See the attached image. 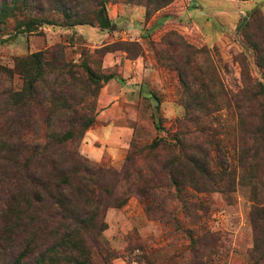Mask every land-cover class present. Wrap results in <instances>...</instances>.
Masks as SVG:
<instances>
[{
    "label": "rangeland",
    "instance_id": "rangeland-1",
    "mask_svg": "<svg viewBox=\"0 0 264 264\" xmlns=\"http://www.w3.org/2000/svg\"><path fill=\"white\" fill-rule=\"evenodd\" d=\"M67 1L85 24L67 25L59 1L45 0L44 10L35 13L55 25L0 42V123L47 125L59 137L70 127L67 116L92 117L75 150L103 171L119 172L132 143L143 148L164 138L181 145L173 152L179 192L167 177L171 154L161 149L128 166L150 175L148 169L154 170L165 186L156 203L127 191L132 178L109 198L101 193V202L109 205L101 248H92L85 264H192L189 233L200 238L203 230L218 238L209 264H248L252 222L264 244V0H107L106 30L95 21L100 0ZM20 18L0 24V39L13 35ZM35 53L44 54L42 103L23 107L22 74L34 75ZM59 63L68 66L63 84ZM82 63L116 79L95 94L82 79ZM180 148L198 157L208 153L220 173L210 186L206 214L194 211L193 204L204 202L191 188L193 172L181 164ZM108 180L102 181L106 187ZM118 198L121 206L111 204ZM200 224L203 230H196Z\"/></svg>",
    "mask_w": 264,
    "mask_h": 264
},
{
    "label": "trees",
    "instance_id": "trees-1",
    "mask_svg": "<svg viewBox=\"0 0 264 264\" xmlns=\"http://www.w3.org/2000/svg\"><path fill=\"white\" fill-rule=\"evenodd\" d=\"M44 1L13 0L12 4L0 3L1 25H5L8 19L21 15L15 22L13 35L1 38L0 42L20 34H30L43 25H55V21L47 15L35 13L44 10L41 7ZM57 1L61 6L64 23L69 26L85 24L83 17L72 13L66 6L67 0ZM32 2L40 8L32 10ZM106 2L107 0H100L96 4L95 21L103 30L108 29L111 24ZM24 8L27 12L19 13ZM255 12L260 11L257 9ZM43 55H31L36 66L34 75L29 71L22 74L26 83V90L21 97L23 107L42 103L38 87L43 83ZM66 65L59 63L57 67L61 77L66 75L63 72L68 67ZM80 67L83 81L95 94L102 84L116 79L114 74L95 73L86 63H82ZM67 74L71 75L72 71L70 73L68 69ZM63 82L62 77L61 83ZM69 118L70 121L64 118L70 122L69 129L59 137L47 125L42 127L37 123H0V264H63V261L85 264L92 248H101L99 236L105 229L104 213L109 207L101 202L102 192L109 198L116 188L128 184L132 178L133 188H128L127 191H133L146 203H156L155 200L159 199L158 191L161 193L162 188H165L156 179L154 170L148 169L150 175L142 168L128 167L133 158L136 159L145 152L166 149L171 154L165 163L167 177L177 192L182 189L181 181L176 177L175 162L179 159L176 160L173 153L175 144L180 145V140L175 139L172 143L173 139H154L143 148L132 143L125 164L119 172L111 169L103 171L98 165H90L75 150L74 143L93 125V118L87 121L67 116ZM178 153L183 158L181 164H185L193 172L190 184L193 192L201 196L200 201L204 202L203 205L193 204L194 211L206 214V209L211 204L208 196L213 192L210 186L217 182L220 173L212 169L214 161L206 152L198 157L188 155L180 148ZM107 178L108 187L102 184L103 179L106 181ZM120 202L121 199L118 198L111 204L121 206L123 203ZM160 211L163 212V209L159 208ZM195 213L193 218L197 222L200 217ZM195 227L196 230H203L201 224ZM252 227L254 246L249 253L248 264H264V244L259 243L261 241L257 225L252 222ZM203 231L200 238L189 233L192 264H209L210 257L216 252L214 250L219 247L214 244L218 240L216 234ZM79 258L83 261H79Z\"/></svg>",
    "mask_w": 264,
    "mask_h": 264
},
{
    "label": "crops",
    "instance_id": "crops-1",
    "mask_svg": "<svg viewBox=\"0 0 264 264\" xmlns=\"http://www.w3.org/2000/svg\"><path fill=\"white\" fill-rule=\"evenodd\" d=\"M254 1H256V0H250V1H248V2H254ZM247 3V2H246Z\"/></svg>",
    "mask_w": 264,
    "mask_h": 264
},
{
    "label": "water",
    "instance_id": "water-1",
    "mask_svg": "<svg viewBox=\"0 0 264 264\" xmlns=\"http://www.w3.org/2000/svg\"><path fill=\"white\" fill-rule=\"evenodd\" d=\"M245 20H246V19L244 18V19H243V22H244ZM239 28H240V27H239Z\"/></svg>",
    "mask_w": 264,
    "mask_h": 264
}]
</instances>
